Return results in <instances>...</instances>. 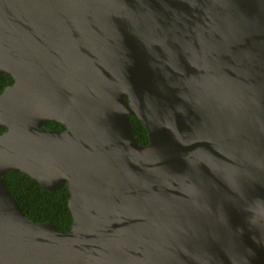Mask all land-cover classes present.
Returning a JSON list of instances; mask_svg holds the SVG:
<instances>
[{
	"label": "water",
	"instance_id": "95a60500",
	"mask_svg": "<svg viewBox=\"0 0 264 264\" xmlns=\"http://www.w3.org/2000/svg\"><path fill=\"white\" fill-rule=\"evenodd\" d=\"M0 73V264H264V0H0Z\"/></svg>",
	"mask_w": 264,
	"mask_h": 264
},
{
	"label": "trees",
	"instance_id": "16d2710c",
	"mask_svg": "<svg viewBox=\"0 0 264 264\" xmlns=\"http://www.w3.org/2000/svg\"><path fill=\"white\" fill-rule=\"evenodd\" d=\"M13 83V77L7 73H0V93ZM131 123L139 142L145 136L147 144V129L143 122L136 117H131ZM56 127L63 126L57 122H50ZM49 126L46 125V128ZM6 128H1L2 133ZM140 134V135H139ZM7 187L18 201L28 217L37 222H51L60 231L70 230L73 217L69 208L70 192L66 184L60 190L51 192L42 187L39 182L22 172L9 171L5 177Z\"/></svg>",
	"mask_w": 264,
	"mask_h": 264
},
{
	"label": "flooded vegetation",
	"instance_id": "af4514ba",
	"mask_svg": "<svg viewBox=\"0 0 264 264\" xmlns=\"http://www.w3.org/2000/svg\"><path fill=\"white\" fill-rule=\"evenodd\" d=\"M50 122H54V121H50ZM50 122H47L46 124H45V127H46V125L47 126H49L47 129H50V130H59V131H62V130H64L65 129V126L63 125V126H60V127H56L55 125H52V124H50ZM58 123V122H57ZM61 124V123H60ZM147 133V141H149V138H148V132H146ZM140 135V134H139ZM145 136H141V142L144 144V143H146V139L144 138ZM60 190V189H59ZM58 191V190H57Z\"/></svg>",
	"mask_w": 264,
	"mask_h": 264
}]
</instances>
